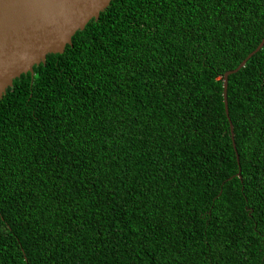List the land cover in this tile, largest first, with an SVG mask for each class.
<instances>
[{
  "label": "trees",
  "instance_id": "trees-1",
  "mask_svg": "<svg viewBox=\"0 0 264 264\" xmlns=\"http://www.w3.org/2000/svg\"><path fill=\"white\" fill-rule=\"evenodd\" d=\"M263 36L264 0H111L15 78L0 264H264V43L223 101Z\"/></svg>",
  "mask_w": 264,
  "mask_h": 264
},
{
  "label": "water",
  "instance_id": "water-1",
  "mask_svg": "<svg viewBox=\"0 0 264 264\" xmlns=\"http://www.w3.org/2000/svg\"><path fill=\"white\" fill-rule=\"evenodd\" d=\"M111 0H0V98L21 73L33 74L48 53H61L72 35L91 19H97ZM264 43L258 45L233 69L223 74V101L227 108V77ZM232 143L233 128L230 123ZM238 161V156H236ZM237 175L240 177V172Z\"/></svg>",
  "mask_w": 264,
  "mask_h": 264
}]
</instances>
